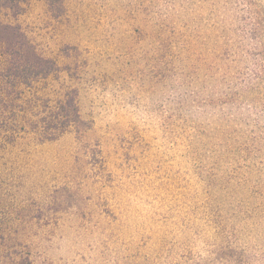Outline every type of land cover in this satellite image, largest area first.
<instances>
[{
    "label": "rangeland",
    "instance_id": "1",
    "mask_svg": "<svg viewBox=\"0 0 264 264\" xmlns=\"http://www.w3.org/2000/svg\"><path fill=\"white\" fill-rule=\"evenodd\" d=\"M0 264H264V0H0Z\"/></svg>",
    "mask_w": 264,
    "mask_h": 264
},
{
    "label": "trees",
    "instance_id": "2",
    "mask_svg": "<svg viewBox=\"0 0 264 264\" xmlns=\"http://www.w3.org/2000/svg\"><path fill=\"white\" fill-rule=\"evenodd\" d=\"M4 1H8V2L13 3V2H18L19 0H4Z\"/></svg>",
    "mask_w": 264,
    "mask_h": 264
}]
</instances>
